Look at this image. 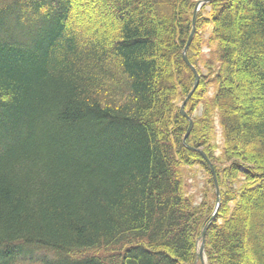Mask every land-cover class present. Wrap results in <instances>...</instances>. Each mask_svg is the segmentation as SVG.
I'll list each match as a JSON object with an SVG mask.
<instances>
[{
	"label": "trees",
	"instance_id": "trees-1",
	"mask_svg": "<svg viewBox=\"0 0 264 264\" xmlns=\"http://www.w3.org/2000/svg\"><path fill=\"white\" fill-rule=\"evenodd\" d=\"M197 2L0 7V264H195L204 229L207 264H264V0L197 13L191 150Z\"/></svg>",
	"mask_w": 264,
	"mask_h": 264
},
{
	"label": "rangeland",
	"instance_id": "rangeland-1",
	"mask_svg": "<svg viewBox=\"0 0 264 264\" xmlns=\"http://www.w3.org/2000/svg\"><path fill=\"white\" fill-rule=\"evenodd\" d=\"M13 0H0V7H2L4 4H8V3H11ZM197 1H200V0H197ZM208 11H209V7L206 8ZM92 14V13H91ZM90 13L88 15V18L85 19V21L83 22L84 23V26H92V23H91V19H90ZM95 18V17H93ZM28 19L26 18V22H24V25L25 24H30L28 21ZM35 23V22H34ZM211 31H212V27L211 26H208L204 31H203V35H204V38L205 40H207L211 34ZM187 46V45H186ZM209 54H210V49L205 45L204 49H203V54H202V57L204 59H208L209 57ZM197 71V70H196ZM204 74L206 75V70L204 71ZM198 73V72H197ZM199 75V74H198ZM200 75H199V83H200ZM198 87H199V84H198ZM197 87V88H198ZM197 90V89H196ZM195 90V91H196ZM194 91V92H195ZM213 94V91L210 92V96H212ZM185 101V100H184ZM184 103V102H183ZM182 103V104H183ZM182 106V105H181ZM181 109V108H180ZM186 112V111H185ZM181 113V111H180ZM187 114V113H186ZM183 116V115H182ZM188 116V115H187ZM184 117V116H183ZM189 117V116H188ZM185 118V117H184ZM190 118V117H189ZM187 119V118H186ZM192 120V118H190ZM188 120V119H187ZM193 122V120H192ZM216 133H217V136H216V144L218 146V150L216 151V155L217 156H220L221 155V150H222V147H223V139H222V134H221V129L218 125V123L216 122ZM196 171L194 173H192V178H189L188 181H187V190H188V194L189 195H194L196 196V199H197V203H200L201 202V199H200V195L202 194L203 191H206V190H212L214 191L213 187L211 188V186L207 185V175L205 173H203V171H201V169L199 168H196L195 169ZM217 183V182H216ZM218 185V183H217ZM209 186V187H208ZM216 188V186H215ZM218 189H219V192H220V188L218 186ZM215 193H216V190H215ZM217 199V198H216ZM42 257V256H41ZM204 259H205V262L207 264V259L204 255ZM198 264H202V262L199 260L197 262ZM25 264H29V263H25ZM31 264V263H30Z\"/></svg>",
	"mask_w": 264,
	"mask_h": 264
},
{
	"label": "water",
	"instance_id": "water-1",
	"mask_svg": "<svg viewBox=\"0 0 264 264\" xmlns=\"http://www.w3.org/2000/svg\"><path fill=\"white\" fill-rule=\"evenodd\" d=\"M213 0H200L198 1L197 5H196V8H195V12H194V19H193V29H192V32L190 34V37H189V40H188V43H187V46L185 47V50H184V54H183V59L185 61V63L187 64V66L192 70L194 76H195V83H194V86H193V89L191 91V93L188 95V97L185 99L184 103L182 104L181 106V114L188 119L189 121V130H188V133L186 134L185 138H184V143H185V146L188 147V145L186 144V138L188 137L191 129H192V126H193V122L192 120L187 116L186 112H185V106L187 104V102L189 101V99L191 98L192 94L194 93V91L197 89L198 87V84H199V75L195 69L194 66H192V64L190 63L188 57H187V51H188V48L193 40V37H194V34H195V31H196V27H195V21H196V16H197V13L201 10V8L205 5V4H208L210 2H212ZM189 149L191 150H194L193 148H190L188 147ZM197 152H199L204 160L207 162V164L210 166L211 168V171H212V174L214 176V180H215V186H216V196H217V199H216V208H215V214L214 216L217 214L218 212V209L220 207V192H219V189H218V185L216 183V175H215V171H214V168L210 162V160L208 159V157L205 155L204 152H202V150H196ZM214 218V217H213ZM212 218V219H213ZM211 219V221H212ZM210 221V222H211ZM205 236H206V229H204L201 233V236H200V247H199V251H198V258L199 260L202 262V264H206L205 262V259H204V255H205ZM198 260V261H199ZM197 261V262H198ZM196 262V263H197ZM195 263V264H196Z\"/></svg>",
	"mask_w": 264,
	"mask_h": 264
},
{
	"label": "bare ground",
	"instance_id": "bare-ground-1",
	"mask_svg": "<svg viewBox=\"0 0 264 264\" xmlns=\"http://www.w3.org/2000/svg\"><path fill=\"white\" fill-rule=\"evenodd\" d=\"M198 260H199V258H198V254H197V261H198ZM197 261H196V262H197Z\"/></svg>",
	"mask_w": 264,
	"mask_h": 264
}]
</instances>
